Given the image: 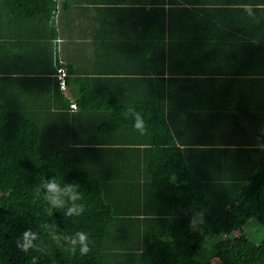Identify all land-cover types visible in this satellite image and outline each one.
<instances>
[{"label": "trees", "instance_id": "trees-1", "mask_svg": "<svg viewBox=\"0 0 264 264\" xmlns=\"http://www.w3.org/2000/svg\"><path fill=\"white\" fill-rule=\"evenodd\" d=\"M102 1L150 4L136 9L162 31L119 43L122 75L76 74L52 43L56 27L33 39L32 69H7L2 19L45 23L58 1L0 0V264H213L194 253L223 235L218 264H264V238L242 230L250 218L264 226V0H244L261 20L234 76L204 55L193 13ZM217 24L221 51L229 30Z\"/></svg>", "mask_w": 264, "mask_h": 264}, {"label": "crops", "instance_id": "crops-1", "mask_svg": "<svg viewBox=\"0 0 264 264\" xmlns=\"http://www.w3.org/2000/svg\"><path fill=\"white\" fill-rule=\"evenodd\" d=\"M57 1L58 9L54 12V20L45 23L42 20L29 19L20 21V24L16 27L13 21L16 23L17 21L11 16L6 15L5 19H2L5 21L4 34L11 36L10 44L2 49V53L7 54L6 57L3 55L5 61L2 62L7 69H32L31 63L33 60L29 61L28 57L34 55L32 51L35 49L36 42L33 39L40 38L48 33L51 34L52 28L56 27L58 35L51 39L52 43H58V52L61 58L76 70V74L122 75L123 70L117 71V69L123 67L116 60L125 55L126 48L121 47L119 43L124 42V39L128 36L138 41L151 42V38L155 37L157 33L162 34L160 26H158V32V23L155 24L151 21L152 16L145 11L143 12V10L136 9L150 7V4L131 5L132 3L117 2L118 5H114L116 9L112 10L102 0ZM166 1L164 5L169 10L168 15L172 20H179L180 17V19H184L185 17L181 15L186 16L189 13H193L194 17L191 19L202 20L201 24L197 26V31L202 38L207 37L206 43L208 45L204 47L203 52L211 61L213 68H225L228 70L229 75L234 76L235 71L242 68L241 64L245 65L246 59L243 51L246 47V40H249L248 34L254 28L255 22L261 20V14H257L259 13L257 10L256 12H250V7L246 4L243 5L246 1L230 0L225 2L223 5L227 6L228 10L224 12L213 10L216 5L213 2L214 0ZM64 2L69 5H65L63 9ZM168 20L169 17L167 16V28ZM220 20L225 22L227 26L225 29L229 30L230 33V37L228 32L227 38L225 37V42H229L230 45L224 47V49L222 48L221 51L218 45L220 37L217 34V22ZM195 29L196 26L191 27L189 33L193 35ZM166 36L171 35L167 34ZM14 37L17 43H21L16 48L13 44ZM0 40L3 42L5 39L1 37ZM117 44L119 45L114 48ZM185 44L184 40L180 45L184 47ZM17 53L22 57H18ZM218 53L224 57L218 59ZM35 62L37 68L41 67L38 64V59ZM211 65L208 66L211 67ZM66 91L69 93V87Z\"/></svg>", "mask_w": 264, "mask_h": 264}, {"label": "rangeland", "instance_id": "rangeland-1", "mask_svg": "<svg viewBox=\"0 0 264 264\" xmlns=\"http://www.w3.org/2000/svg\"><path fill=\"white\" fill-rule=\"evenodd\" d=\"M242 230L252 240L260 242L264 238V226L254 218H250L244 224ZM239 236V232H234L231 237ZM226 235L223 236H208L202 246L197 249L194 256L202 259L203 261L218 264L219 259L215 255L216 244L226 239Z\"/></svg>", "mask_w": 264, "mask_h": 264}, {"label": "built area", "instance_id": "built-area-1", "mask_svg": "<svg viewBox=\"0 0 264 264\" xmlns=\"http://www.w3.org/2000/svg\"><path fill=\"white\" fill-rule=\"evenodd\" d=\"M56 76H57L59 82L62 83V87L66 89V70H65V68L64 67H59ZM71 109L72 110H76L77 109V104L73 102L71 104Z\"/></svg>", "mask_w": 264, "mask_h": 264}, {"label": "clouds", "instance_id": "clouds-1", "mask_svg": "<svg viewBox=\"0 0 264 264\" xmlns=\"http://www.w3.org/2000/svg\"><path fill=\"white\" fill-rule=\"evenodd\" d=\"M72 103H73V102H72ZM72 103H71V104H72ZM74 103H75V102H74ZM77 108H78V107H77ZM76 110H77V109H76ZM71 111H75V110H72V109H71ZM137 127H139V123L137 124ZM49 187L54 189V188L56 187V185L53 183V184L49 185ZM81 252H82V254L86 253V252H87V248H83V249L81 250Z\"/></svg>", "mask_w": 264, "mask_h": 264}]
</instances>
